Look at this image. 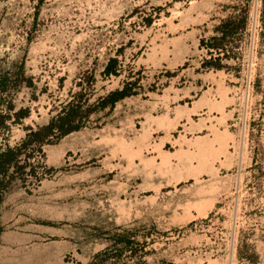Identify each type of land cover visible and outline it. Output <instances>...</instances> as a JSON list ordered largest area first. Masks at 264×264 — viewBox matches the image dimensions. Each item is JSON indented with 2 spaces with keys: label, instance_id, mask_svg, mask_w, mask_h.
Returning <instances> with one entry per match:
<instances>
[{
  "label": "rangeland",
  "instance_id": "obj_1",
  "mask_svg": "<svg viewBox=\"0 0 264 264\" xmlns=\"http://www.w3.org/2000/svg\"><path fill=\"white\" fill-rule=\"evenodd\" d=\"M0 74V264H264L263 0H0Z\"/></svg>",
  "mask_w": 264,
  "mask_h": 264
},
{
  "label": "trees",
  "instance_id": "obj_2",
  "mask_svg": "<svg viewBox=\"0 0 264 264\" xmlns=\"http://www.w3.org/2000/svg\"><path fill=\"white\" fill-rule=\"evenodd\" d=\"M263 6H264V0H263ZM245 21V20H244ZM229 20H226L223 25L230 24ZM244 23V22H243ZM242 25H245L242 24ZM223 28L222 26L220 29ZM223 31L222 36L219 37L220 40L225 38L228 34V30H221ZM218 37H214V39L217 40ZM218 50L222 49L220 46H216ZM116 59L110 60L109 64L106 67V73L112 74L117 73L116 69ZM7 82V77L5 74H0V92L4 90ZM130 92L125 87L122 90H114L111 91L104 99L103 104H108L110 106H114L115 103L129 95ZM9 109H12L11 106ZM79 113H81V109L77 105H68L65 106L61 113H59L57 116L50 119V121L44 125L39 127L38 129L32 130L30 133L27 134V138L23 141L24 143L27 141V139L39 141L50 134H54L58 131H60L62 134H68L71 133L79 128V124L76 122ZM30 115V110L28 108H23L18 112V116L21 118L28 117ZM7 115L0 114V119L2 120ZM22 149L20 146L11 147L8 146L6 148L0 149V203L2 201L3 191L5 189V186L7 185V178H8V172L11 167H15L18 162L21 159Z\"/></svg>",
  "mask_w": 264,
  "mask_h": 264
}]
</instances>
